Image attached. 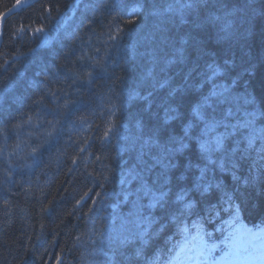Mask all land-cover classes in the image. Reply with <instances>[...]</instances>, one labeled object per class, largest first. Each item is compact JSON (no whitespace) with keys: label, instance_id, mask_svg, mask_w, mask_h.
<instances>
[{"label":"trees","instance_id":"trees-1","mask_svg":"<svg viewBox=\"0 0 264 264\" xmlns=\"http://www.w3.org/2000/svg\"><path fill=\"white\" fill-rule=\"evenodd\" d=\"M46 1L49 3L52 0ZM59 1L62 5L66 3L65 0ZM95 1L98 0L85 1L83 8L94 13L80 12L73 21L80 23L79 27L87 30L86 35L92 50L99 49L101 58L85 57L82 62L80 59H74L54 67L57 56L42 61V54L36 52L39 65L35 64V59L29 62L16 60L7 68L10 75L4 87L7 92L0 93V100L4 97L10 100L15 98V114L10 115L14 117L19 114L20 123L32 117L33 112L41 122L45 114H48L50 104L39 108L33 104L42 94L35 87L40 84L39 79L46 81L52 74L68 75V72L62 69H76L85 65L88 66L86 70L101 69L103 74L98 75L101 80L81 87L79 95L75 91L76 86L69 88L70 79L67 80L66 92L79 101L70 118L84 117V114L89 112L92 122L74 123L66 129H57L59 136L55 135L43 149L50 150L52 156L47 155L49 158L40 161L38 170H31L43 178L22 179L13 176L9 170V173L3 171V178L7 179L8 183L4 187L2 184L0 186V264H152L159 254L161 262L165 263L172 247L177 244L181 229L185 230L193 225L195 211L200 212L195 219L200 221L196 228L201 229L208 242H218L228 234L235 219L239 218L251 224L264 220V180L258 179L253 184L245 183L252 160L236 170V175L241 178L239 183L233 180L231 172H216V179H224L229 187V193H232L231 201L221 200L216 189L205 196L197 194L191 197L194 201H199L195 210L185 214L179 225L172 223L162 232L158 229L161 223L167 225V213L159 208H149L151 197L140 191L142 183L152 184L161 171L159 166L153 167V158L160 154V149L154 145H146L145 141L156 123L157 115L162 119L165 107L174 99L168 94L170 88H180L185 83L194 85L193 91L186 93L179 105L171 104L176 111L170 113L174 118L168 120L169 131H178L181 124L191 119L190 107L200 95L209 93L213 82L228 86L231 90L229 103L216 108L217 117L228 108L233 111V123L236 118L244 117V113H240V106H248L245 102L246 93L255 97L257 109H264V17L246 19L244 12H235L234 9L241 7L244 0H204L198 9L186 13L185 19L188 23H179L178 15L176 23H172L171 13L165 12L159 17L152 15L155 9L163 10L168 4L174 3L167 0L160 1L153 7L146 5V2L140 15L135 16L142 20L140 25L138 23L141 20L136 25L129 24L131 27L126 23L113 26L108 22L111 16H115L113 14L116 9L112 7L115 0H111L109 7L100 4L103 0H99V5ZM122 2L126 3L127 0ZM259 2L260 0H257V3ZM72 6L73 0H68V9ZM89 6L91 10L87 9ZM31 14L32 10L29 9L24 12L27 19L32 17ZM102 19L108 22L101 24ZM193 20H196L200 27L194 28L191 23ZM229 21L231 29L229 33H225L222 29ZM148 23V28L142 31L143 35L136 39L139 41L130 43L124 39L127 32L139 26L145 28ZM103 25H106L107 29L103 28ZM93 29L94 34H108L105 40L102 39L108 42V47L97 46L92 37ZM189 36L195 37L202 53L198 54L189 40L183 44L186 62L166 65L165 61L172 58L174 48L181 46V39L188 40ZM33 50L34 48L32 52ZM18 57L25 59L24 53H18ZM145 57L149 58V63L145 61ZM5 59L2 55L0 71ZM226 61L227 75L212 77L209 80L212 73L208 66H224ZM29 65H35L32 71ZM91 65L95 67L92 68ZM44 66L49 72L42 71ZM133 68H142L144 71L135 78L136 84H133L139 87L131 93L123 92V88L128 89L129 86L124 85L122 88L120 78L115 80V76L122 69H125V73H130ZM190 71L191 78L186 79ZM164 79L169 80V86L158 87L157 82ZM97 82L100 84H94ZM48 84L55 88L51 89L53 92L59 90L57 84ZM9 88L13 90L8 93ZM12 93L13 96L10 95ZM57 94L59 95V92ZM137 94L141 100L137 98ZM52 99L48 98L49 101ZM111 100L116 108L127 110L129 114V118L125 117L127 124L119 130L121 134H117L123 141L115 139L119 142L114 146L116 153L113 156L104 154L96 163H73L66 153L77 156L74 151H69L77 145L76 142L82 144L87 156L88 147L92 149L90 153L93 150L103 152V148L107 147L104 132L103 139H94L90 129L99 126L96 125L99 123L98 118L104 120L116 116L113 112L104 111L99 114L92 110ZM13 121H17L16 116ZM130 126L133 128L130 129ZM257 127H264L260 120L257 121ZM47 128L37 130L30 136V139H35L31 143L32 148L38 143H43L40 134L48 131ZM62 134L67 137H62ZM74 140L76 142L73 144ZM129 142L131 146L124 147ZM2 158L6 157L0 154V159ZM253 159L260 163L258 158ZM95 164H101L100 169L95 167ZM2 168L7 169L3 165L0 171ZM56 168L57 171L65 169L72 174L66 176L63 172L59 176ZM52 174L59 177L45 180ZM175 191L173 187L170 199L174 198ZM226 207H231L228 212H220ZM148 209L152 215L148 214ZM96 212H103L104 218L96 220ZM15 213L16 216H13ZM144 218L151 219L152 223L149 224L148 219Z\"/></svg>","mask_w":264,"mask_h":264},{"label":"snow or ice","instance_id":"snow-or-ice-1","mask_svg":"<svg viewBox=\"0 0 264 264\" xmlns=\"http://www.w3.org/2000/svg\"><path fill=\"white\" fill-rule=\"evenodd\" d=\"M202 3L204 0H174V3L168 4L166 9H155L152 15L159 17L165 12L171 13L172 23H176V16L178 15L179 23L185 24L188 23L185 19L186 13L195 11ZM112 7L117 10L128 11L127 5L122 0H117ZM140 7L143 6L133 7L131 15L134 16ZM234 11L244 12L246 19L257 16L264 17V0H260L259 3L257 0H244V4L235 8ZM128 22L131 23V21ZM191 23L194 28L200 27L196 20L191 21ZM230 29L231 22L229 21L224 24L222 31L229 33ZM37 31L42 32L43 29H37ZM189 40L198 54L202 53V48L196 43L194 36H189L188 40L182 38L181 46L174 48L172 58L165 61L166 65L186 62L183 44L188 43ZM80 60L82 62L83 57ZM227 64L226 61L224 66L209 65L212 76L208 79L227 75ZM87 67L85 65L76 69H67L68 75L65 79H70L69 88L76 86V93H79L81 87L91 85L93 82V71L86 70ZM91 67L94 68L95 65H91ZM190 78L191 71L186 79ZM233 82L236 83V80ZM157 86L160 88L169 86V80L159 81ZM193 88L194 85L188 83L183 84L180 88H170L168 94L174 99L165 107V115L162 119L157 115L156 123L153 124L148 139L145 141L146 145H154L160 149V154L153 158V167L159 166L161 171L152 184L142 183L140 191H144L146 195L151 197L149 208H159L167 213L165 217L167 225L161 223L158 229L161 232L172 223L179 225L185 214L195 210L199 201H194L191 197H195L197 194L205 196L213 189L224 192V185L216 179V172H231L233 180L239 183L241 178L236 175V170L252 160V163L249 164L245 183L253 184L258 179L264 180V127H257V121L264 118V109L256 108L255 97H251V94L246 93L245 95V102L251 107V111H246L244 117L236 118V122L233 123L234 117L231 108L224 110L220 117L216 115L218 106L222 107L229 103L231 90L228 86L217 85L213 82L209 93L200 95L196 103L190 107L191 119L182 124L179 132L169 131L168 120L174 118L170 116V113L176 111L171 107V104L179 105L184 95L191 93ZM57 92L60 94L58 95ZM57 92L44 91L33 101V104L38 108L40 106L47 107L49 103L55 104V107L48 109L53 114V120L42 121L49 128L45 133L47 138L28 153L36 164L40 162L41 150L55 137L57 125L72 115L74 107L79 102L77 99H73L69 92H64L62 89L57 90ZM49 97L53 99L49 101ZM31 119L32 117H28L27 121L16 124L14 127L19 129L23 127L24 123H30ZM257 144L260 146L257 147ZM253 152L257 154L260 163L252 158ZM185 156L188 158L184 159ZM173 187L176 191L174 198L170 199ZM224 195L228 197L229 201L232 200L229 193L224 192ZM144 219H148L149 224L152 223L151 219ZM212 247L214 248L216 245ZM204 250H206V246L202 244L201 251ZM244 251L246 252L247 249ZM137 254L139 255V252ZM261 255L264 256V251L261 252Z\"/></svg>","mask_w":264,"mask_h":264},{"label":"bare ground","instance_id":"bare-ground-1","mask_svg":"<svg viewBox=\"0 0 264 264\" xmlns=\"http://www.w3.org/2000/svg\"><path fill=\"white\" fill-rule=\"evenodd\" d=\"M65 1L66 3H63L62 5L59 0H52L49 3L46 0H0V59H2V55L6 58L4 61H2V71H0V93L7 92V88H4L7 85L8 78H10L7 68L11 66L12 62L16 60H26L27 62H29L30 60L35 59V64L39 65V63L37 62L38 57L36 56V52L40 53L39 55L42 54V61L51 57L54 59L57 56L56 60H54V67H57V65L61 62L72 61L74 59H80L81 57H83V59L85 57H102V53L98 52L99 49L95 48L96 50H92V45H90V40L88 39V35H86L87 30H85L84 27H79L80 23H76L73 21L78 17L80 12L85 14L88 12H92L86 11L85 9L83 10L85 6L84 2L87 0H73V6L70 9H68V0ZM90 1L91 0H88V2ZM103 1L104 2H100L103 7H109L112 3L111 0ZM160 1L167 0H127L125 4L127 5L128 11H124L123 9H116L115 14H113L115 16H111L112 18L111 20H109V22L108 20L102 19L101 24L108 22L110 25L113 26L116 24L125 25L123 23L128 24V26L136 25L141 19L136 18L135 16L140 15L141 9L145 6V3L147 2L146 5L150 4V7H153L154 5H158ZM116 2L117 0H115L114 4ZM95 3L99 5V0L97 2L95 1ZM138 5H142L143 7L138 8V11L135 13L134 16L131 15V9L133 7H137ZM28 9L32 10V17L29 19H27L24 15V12ZM87 9L91 10L92 8L91 6H89V8ZM83 20H85V18ZM128 21H131V23H129ZM141 23L142 20L138 23V25H140ZM149 24L150 23H148L145 28L139 26L133 29L132 31L127 32L124 36V39L129 40L128 42L130 43H135L139 41L136 39L143 35L142 31H145L148 28ZM103 28L107 29L106 25H103ZM37 29H43V31L38 32ZM84 33L85 35H83ZM124 33L125 32H123V34ZM107 36L108 34L106 33L103 36L98 34V32L94 34V29L92 30V37L96 40L95 43L100 48L108 47V42L103 41L105 40V38H107ZM37 45H39L37 47L38 49L36 47H32ZM32 48H34L33 52ZM18 53H24L25 59H23V57H18ZM144 59L147 63H149V58L145 57ZM34 66L35 65H29V67H31V71L34 69ZM45 68L46 67L44 66L42 68V71L49 72V70H45ZM118 68L119 66L116 69L117 71ZM62 70L67 73V70ZM124 70L125 69H122L121 72H117L115 80H119L120 78L119 83L122 88L124 85L129 86L128 89L123 88V92L127 91L131 93L139 87L133 86V84L135 83V78L144 71L142 70V68H133L130 73H125ZM102 74L103 70L101 69H96L95 71H93V78L95 79L93 82L101 80L102 78H99L98 75ZM43 76L44 75H41V77ZM66 76L67 75L62 74H52L48 77L46 81L39 79L38 81L40 82V84L35 87L38 88L37 91L40 93H43L44 91H53L51 89L55 88L48 84L52 83L57 84V86H59V89H62L64 92H66L68 80L65 79ZM94 84L99 85L100 82ZM103 89L109 91L105 88ZM12 90L13 89L9 88L8 93ZM10 95L13 96V93ZM95 96L96 95L94 94V97ZM137 98L141 100L140 96H138ZM13 99L10 100V98L7 99V97H4L3 100H0V154L2 157H6L0 159V167H2L3 165L5 167H11V172L13 173V176H16L17 178H43L41 175L31 172V170H38L40 168V162L38 164L34 163L33 158L29 156L28 153H30L32 149L31 143H33V141L35 140L33 137L30 139V136L37 130H43L45 127L47 128L48 125L46 123H42L40 121V118H38V115L33 112L31 122L28 123L29 125H27L26 123L23 125V127L19 129L15 128L14 125L20 123L21 119L19 117L20 115L17 114L15 115L17 117V121H13V119H15V116L12 117L10 115V113L12 115L15 114V111L13 110L15 108L10 106L11 102L12 104L15 103ZM111 102L112 100L106 103L105 105H101V107L94 108L92 110L93 112L99 114L104 111H109L115 113L116 116L113 119L104 118V120H102L98 118L99 123L96 125L99 126H96L94 129H90L92 137L94 139L99 137L102 138V132H104L103 137L107 143V147L103 148V152H101V150H93L91 153L90 151L92 149L88 147L89 156H87L85 150L82 149V144L74 140L73 144L74 142H76L75 144L77 145L71 147L69 151H74L76 155L80 157L73 156L70 153H66L71 157V161L73 163L77 165L86 163H96L102 155L108 153V155L110 154L111 156H113L116 153V151L114 150V146L116 144H119V142L115 139L118 138L119 140L123 141V138L117 136V134H121L119 133V130L123 128L122 126L124 124H127L125 117L129 118V114L127 110L118 109ZM49 104V108L55 107L54 103ZM240 107L242 108L240 110V113H244L243 116H245L246 111H251V107L249 105H241ZM259 109L263 108L261 107ZM84 115V117H76L77 119L73 117L63 119L61 121V124L57 125V129H66L68 127H71L74 123L82 124L85 122L88 124L89 122H92L91 113L86 112V114ZM53 118V114L48 111V114H45L43 121L53 120ZM260 121L262 125H264V118H261ZM181 127L182 124L176 132H179ZM132 128L133 127L130 126V129ZM45 133L46 132H42L40 134V136L43 138V141L47 138ZM105 133H107V135H105ZM56 135L59 136L58 133H56ZM62 137L66 138L67 136L65 134H62ZM51 140H53V138ZM130 146L131 142L127 143V145H125L124 147ZM259 146L260 145L257 144V147ZM41 152L42 156L40 157V161H44L49 158L47 157V155L52 156V153L48 149H46L45 151H43L42 149ZM252 157L257 158V154L253 152ZM94 166L100 169L101 164H95ZM78 168L80 169V166H78ZM57 170L58 168H56V171ZM63 172L66 176L72 174L70 171L65 169L59 170L56 173L61 176ZM3 173L4 172L2 168L0 171V186L2 184L4 187L5 184H3V182L5 181V179L3 178ZM59 176L52 174L46 177L45 180H54L56 177ZM218 181L222 185H224V192L229 193V187L225 184L224 179ZM36 190H38V188H36ZM224 192L219 191L220 195H218V197L221 200L228 199V197L224 195ZM230 195H232V193ZM205 205L206 203H204V206ZM229 208L231 207L223 208V210H220V212H228ZM148 214L152 215V212L149 209ZM199 214V211H195L193 213V216L195 218L193 219V228H191V230H195V228L200 224V221H195V219L197 218L196 216H198ZM102 217L103 212H96V220L99 218L102 219Z\"/></svg>","mask_w":264,"mask_h":264},{"label":"rangeland","instance_id":"rangeland-1","mask_svg":"<svg viewBox=\"0 0 264 264\" xmlns=\"http://www.w3.org/2000/svg\"><path fill=\"white\" fill-rule=\"evenodd\" d=\"M10 106L13 107L14 104H12V102H11V105H10ZM6 168H7V169H6V170H3V171H7V170H9V171L11 172V169H12L11 167L7 166ZM7 172H8V171H7ZM87 176H88V175H87ZM88 177H89V176H88ZM89 178H91V177H89ZM7 183H8V180L6 179L5 182H4V184H7ZM13 216H16V213H15ZM200 255L203 256V255L201 254V252H200L199 250H197V253L193 254L192 257L200 256ZM189 257H191V256H189V255H187V256H183V258H180V259H179L178 263H179V264H186V260H188ZM230 263H231V264H234L233 261H231Z\"/></svg>","mask_w":264,"mask_h":264}]
</instances>
